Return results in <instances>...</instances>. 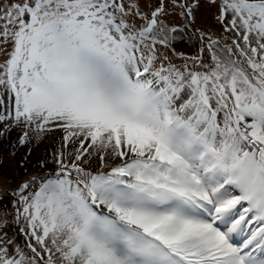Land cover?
<instances>
[{
  "label": "snow or ice",
  "instance_id": "snow-or-ice-1",
  "mask_svg": "<svg viewBox=\"0 0 264 264\" xmlns=\"http://www.w3.org/2000/svg\"><path fill=\"white\" fill-rule=\"evenodd\" d=\"M170 6L191 18L197 5H0V43L12 46L0 86L14 104L0 123L60 129L65 147L79 145L38 191L25 194L37 178L16 190V221L35 243L28 255L0 233V264H264V0H219L236 52L218 55L209 39L211 64L180 66L167 55ZM93 154L121 162L91 172Z\"/></svg>",
  "mask_w": 264,
  "mask_h": 264
},
{
  "label": "trees",
  "instance_id": "trees-1",
  "mask_svg": "<svg viewBox=\"0 0 264 264\" xmlns=\"http://www.w3.org/2000/svg\"><path fill=\"white\" fill-rule=\"evenodd\" d=\"M227 19H230V17H227ZM225 25H227L226 18L222 29H212L207 26H204L203 29L209 38L219 41L214 47L217 50V54L221 56L224 55V46L232 45V40L234 38L233 32L225 31ZM232 47L235 53V46L232 45ZM241 47H243V44H241ZM205 50L207 55L205 64H211V52L208 49V44ZM1 89L5 90L6 94L4 95L0 91V100L3 101L0 107V114L7 116L10 111L14 112V104L7 90L3 86H0V90ZM0 124V131H3L5 126L9 124L12 125L10 130L4 132V134L0 136V220L6 221L3 227L0 228V233H6L8 239H11L15 245L23 248L28 255H31L30 249L26 247V242H31L33 244L35 242L30 241L25 232L21 231V228L27 229L23 217L20 218L19 222L16 221L17 208L23 207L22 204L18 203L20 197L16 194V190L25 182H31L33 178H37L34 183H31V186L26 190L25 194L38 191L44 179L54 178L58 174H61V164L57 163V160L60 159V154H64V164L70 165L73 162V157L79 145L78 142H69L68 147H65L63 140L65 133L57 129L48 151L43 155L34 156V151L38 142L37 138L40 137L42 133L37 135L32 129L27 128L24 130L23 126L17 125L13 121L7 119ZM26 131L29 133L31 139L21 148L19 146L22 144H19V140ZM34 134L36 135V139H33ZM4 154H8L12 160H8V162L5 163ZM88 159L89 163L86 167L87 170L91 172L108 171L119 164L115 162L113 157H106L105 162L101 163L98 159V154H93ZM71 178L76 179V174L74 172L71 174ZM36 247L37 250L40 251L39 246L37 245ZM12 251L15 252V248H13ZM38 264H43V261H38Z\"/></svg>",
  "mask_w": 264,
  "mask_h": 264
},
{
  "label": "rangeland",
  "instance_id": "rangeland-1",
  "mask_svg": "<svg viewBox=\"0 0 264 264\" xmlns=\"http://www.w3.org/2000/svg\"><path fill=\"white\" fill-rule=\"evenodd\" d=\"M15 2H19V0H0V5L6 8L9 4ZM125 2L127 4V0H125ZM136 2L139 4L141 9L148 14H150L152 10L149 5L154 7L158 4V0H136ZM184 2H189V0H184ZM195 3L197 6L193 9V16L191 18L181 16L179 14L181 10L171 6L167 16L163 17L165 23L170 27L175 26L178 28V32L173 33V35L177 36V39L172 43V49H174V52L172 50L167 52V55H169L172 59V63L176 64L177 66L183 65L186 62L185 58L196 56H200L202 58V62L205 63L207 56L205 48L209 42V39L212 38H209L206 35L205 31L203 30L204 26L212 29L223 28L224 22L221 23V21L218 19V16L220 15L219 0H217L216 4L211 3L210 0H195ZM226 20L228 21L227 17ZM137 22H139L138 18ZM3 23V21H0V25ZM2 30L3 29L0 28V31ZM0 49H3V51H0V64H3L8 59L9 54L12 51V46L11 44L0 43ZM187 62L191 68L193 62L191 60H188ZM200 70L206 71V69ZM0 71H2V69H0ZM0 91L4 95L6 94L5 90L1 89ZM1 106L2 105L0 103V107ZM23 129L26 130L27 128L23 127ZM56 131L57 129L42 133V135L37 138L38 142L34 151V156L43 155L48 151ZM33 136V139H36V135L34 134ZM23 145L24 144L20 145L19 147L22 148ZM4 157L5 163L8 162V160H12L8 154H4ZM107 157L111 158V156ZM114 160L117 163L121 162L118 158H114ZM247 231L248 229H245V234H247ZM238 242L239 241H237V243Z\"/></svg>",
  "mask_w": 264,
  "mask_h": 264
}]
</instances>
